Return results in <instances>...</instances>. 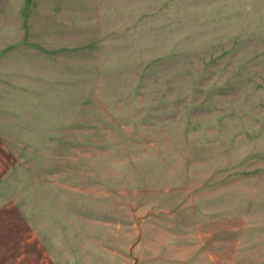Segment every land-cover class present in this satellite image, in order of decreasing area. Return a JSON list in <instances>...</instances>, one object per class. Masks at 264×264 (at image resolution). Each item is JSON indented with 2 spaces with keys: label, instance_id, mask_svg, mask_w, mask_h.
<instances>
[{
  "label": "rangeland",
  "instance_id": "rangeland-1",
  "mask_svg": "<svg viewBox=\"0 0 264 264\" xmlns=\"http://www.w3.org/2000/svg\"><path fill=\"white\" fill-rule=\"evenodd\" d=\"M0 264H264V0H0Z\"/></svg>",
  "mask_w": 264,
  "mask_h": 264
}]
</instances>
